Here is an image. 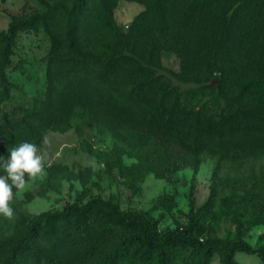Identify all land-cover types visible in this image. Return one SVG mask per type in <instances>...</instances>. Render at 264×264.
<instances>
[{"label":"rangeland","instance_id":"rangeland-1","mask_svg":"<svg viewBox=\"0 0 264 264\" xmlns=\"http://www.w3.org/2000/svg\"><path fill=\"white\" fill-rule=\"evenodd\" d=\"M64 1L0 0V33H9L13 18L25 19L43 11L46 2ZM193 1L208 3L198 28L183 34L170 33L163 22H138L148 4L136 0H115L110 28L102 24L104 12L96 3L80 33L88 50L137 56L162 83L181 88L187 101L226 125L218 130L211 121L199 125L190 109L175 117L173 126L166 122L170 118L164 108L156 111L159 121L152 120L151 111L136 116L115 87L109 92L102 85L100 67L80 63L79 79L57 74L49 82V63L55 60L50 36L43 28L17 31L5 70L10 98L0 106L6 114L0 118V130L32 110L42 112L48 123L40 136L29 140L38 146L43 176H26L22 189L13 188L14 217L0 216V264L8 254V241L18 238L35 218L94 198L142 213L161 233L184 228L201 240L243 241L255 252L236 251L237 264H264V127L245 129L249 123L242 114L240 119L233 117L232 110L241 107L236 99L239 88L227 82L231 91L224 90V61L195 55L209 35L203 19H214L223 0H167L168 18H176L179 6ZM58 38H63L62 32ZM6 43L0 37V60ZM136 102L146 111L157 106L154 97ZM258 104L264 108V101ZM186 114L193 123L189 128H184ZM20 142L0 134V156L6 159L9 148ZM99 215L88 261L62 257V264H108L112 253L116 257L111 264L158 263L135 224L108 213ZM53 241L51 234L44 237V243ZM168 252L171 264H223L219 252L204 259L194 258L185 247H170ZM32 258V253L22 255L23 261Z\"/></svg>","mask_w":264,"mask_h":264},{"label":"trees","instance_id":"trees-1","mask_svg":"<svg viewBox=\"0 0 264 264\" xmlns=\"http://www.w3.org/2000/svg\"><path fill=\"white\" fill-rule=\"evenodd\" d=\"M136 1L148 4L147 9L138 16V22H163L167 31L176 35L183 34L194 26L198 28L202 20L201 11L204 12L208 3L193 1L185 8L182 4L179 6V15L169 19L167 0ZM229 1L231 0H223L219 4L214 12V19H203L202 23H207L205 34L209 35L205 41H200V52L195 50V55L201 59L206 56L224 61V90L231 91L227 82L235 83L239 88L236 99L241 103V107L232 110L235 113L233 117H244L245 123H249V127L245 129L256 131V127H264V123L260 121H264V108H260L258 104L264 101V0H234L231 6ZM96 3L104 12L101 17L102 24L107 28L112 27L115 0H66L53 4L46 2L41 12L25 19L13 18L9 33H0V37L6 38L7 42L0 60V106L10 98L5 70L10 65V50L17 31L43 28L52 41L51 59L55 57V60H49V82L55 81L57 74H64L72 81L79 79L82 74L80 63L85 67H100L101 73L104 72L102 85L109 92L115 87L117 94L125 98L128 109L136 116L151 111L154 113L152 120L159 121L156 120V111L164 108L170 118L166 122L173 126L175 117L190 109L191 115L195 116L199 125L211 121L216 130L218 126H226L220 121H212L204 107H197L187 101L181 88L171 82L162 83L152 67L137 56L128 52L116 54L112 51L102 54L88 50L80 32L85 18ZM232 8L234 10L231 12ZM55 27L58 28L55 30ZM61 32L63 38L59 39L58 34ZM147 97H154L157 105L148 111L136 102L137 99L142 101ZM230 112L231 109L227 114L230 115ZM5 115L0 108V118ZM187 116L188 114L186 118L184 116L183 121L187 120ZM47 123L42 112L32 110L29 114H21L19 120L9 128H2L0 134H5L9 141H29L40 136ZM229 123L234 125V121ZM185 125L184 128H189L193 123L190 124L187 120ZM221 159H224V156ZM0 175H4L2 169ZM100 212L135 224L144 236V247L149 252L156 253L157 264H171L168 252L170 247L188 248L194 258L201 259L219 252L223 264H237L235 252L238 250L255 252L243 241L227 243L221 238L201 240L190 229L181 228L161 233L156 224L142 213L124 211L110 200L94 198L83 205L72 204L63 210L44 213L35 218L18 238L8 241V254L2 264H62V257L88 261L97 232L95 223ZM48 234L54 237L53 243H44V237ZM25 253L33 254L30 262L22 260ZM115 257L116 253L110 254L107 263H113ZM261 257L264 261V255Z\"/></svg>","mask_w":264,"mask_h":264},{"label":"clouds","instance_id":"clouds-1","mask_svg":"<svg viewBox=\"0 0 264 264\" xmlns=\"http://www.w3.org/2000/svg\"><path fill=\"white\" fill-rule=\"evenodd\" d=\"M0 169L4 172V175H0V216L10 220L14 217L11 206L14 199L13 188L17 191L22 189L26 176L35 179L44 174L38 146L33 142L23 141L9 148L6 159L0 156Z\"/></svg>","mask_w":264,"mask_h":264}]
</instances>
